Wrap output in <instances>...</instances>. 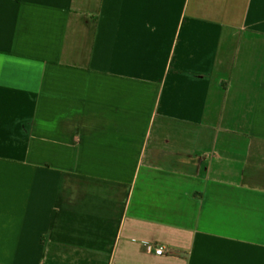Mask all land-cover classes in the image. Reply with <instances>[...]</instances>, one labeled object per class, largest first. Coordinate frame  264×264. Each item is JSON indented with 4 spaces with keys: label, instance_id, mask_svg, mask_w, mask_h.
Masks as SVG:
<instances>
[{
    "label": "crops",
    "instance_id": "0c3cea01",
    "mask_svg": "<svg viewBox=\"0 0 264 264\" xmlns=\"http://www.w3.org/2000/svg\"><path fill=\"white\" fill-rule=\"evenodd\" d=\"M0 264H264V0H0Z\"/></svg>",
    "mask_w": 264,
    "mask_h": 264
},
{
    "label": "built area",
    "instance_id": "2783aa9c",
    "mask_svg": "<svg viewBox=\"0 0 264 264\" xmlns=\"http://www.w3.org/2000/svg\"><path fill=\"white\" fill-rule=\"evenodd\" d=\"M157 252H158L159 254H163V253H164V247H160V248H158V249H157Z\"/></svg>",
    "mask_w": 264,
    "mask_h": 264
}]
</instances>
